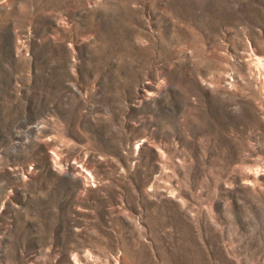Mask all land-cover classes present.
Wrapping results in <instances>:
<instances>
[{
  "label": "rangeland",
  "instance_id": "1",
  "mask_svg": "<svg viewBox=\"0 0 264 264\" xmlns=\"http://www.w3.org/2000/svg\"><path fill=\"white\" fill-rule=\"evenodd\" d=\"M254 54L264 0H0V264H264Z\"/></svg>",
  "mask_w": 264,
  "mask_h": 264
},
{
  "label": "bare ground",
  "instance_id": "2",
  "mask_svg": "<svg viewBox=\"0 0 264 264\" xmlns=\"http://www.w3.org/2000/svg\"><path fill=\"white\" fill-rule=\"evenodd\" d=\"M249 60H250L249 64H251L252 70L256 72L259 79L262 78L264 81V57L254 54L252 56V59L249 58ZM159 88L160 87H155V91ZM146 93H147V95H153L154 94V92H152L151 90H146ZM154 95H156V94H154ZM78 174H80L79 171H78ZM87 175L89 176V174L85 173L84 181H87V179H88ZM90 256H91L90 253H86L83 258H79L78 256L73 255L71 264H92L90 262ZM102 261H103V263H106V264H119V262L117 260L113 261V260L102 259Z\"/></svg>",
  "mask_w": 264,
  "mask_h": 264
}]
</instances>
